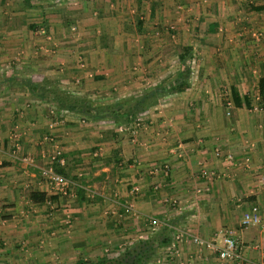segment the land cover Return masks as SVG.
I'll list each match as a JSON object with an SVG mask.
<instances>
[{"label":"crops","instance_id":"obj_1","mask_svg":"<svg viewBox=\"0 0 264 264\" xmlns=\"http://www.w3.org/2000/svg\"><path fill=\"white\" fill-rule=\"evenodd\" d=\"M183 70L189 87L166 92L131 124L81 110L133 102L157 84L170 88ZM261 79L264 0H0V240L11 242L7 251L22 245L32 255H65L85 247L89 260L109 250L113 258L167 227L171 242L149 264H234L192 240L233 228L245 264L261 262ZM53 88L70 95L68 107L52 103ZM13 136L20 158L12 156ZM57 149L64 159L57 167L78 184L64 196L40 172L56 165ZM155 166L161 170L153 175ZM33 192L46 193V203H35ZM129 202L135 209L127 213ZM254 205L262 223L242 227ZM150 218L160 221L156 230Z\"/></svg>","mask_w":264,"mask_h":264},{"label":"trees","instance_id":"obj_2","mask_svg":"<svg viewBox=\"0 0 264 264\" xmlns=\"http://www.w3.org/2000/svg\"><path fill=\"white\" fill-rule=\"evenodd\" d=\"M180 60H183V56L180 57ZM186 72L180 71L177 79L174 80L173 85L170 88L163 86L162 84H157L151 87L150 90L146 91L145 94L137 97L133 102L125 103L123 102H115L110 105H99L93 107L96 109L95 113H93L92 106L89 105V108L86 104L81 106V110L94 118H99L101 115L104 118L113 120L117 125H128L133 121L139 119V117L149 111L151 107L157 104L159 97L164 96L166 92H181L187 87H189V83L183 79V73ZM33 91H37V87L30 85ZM260 93L261 96L264 97V79L260 81ZM43 95L44 89H43ZM49 93L53 95L51 98L52 103L55 105H59L61 107H68L64 104V101H69L71 98L68 94H61L59 90L51 89ZM41 96V94H39ZM79 99V98H78ZM57 102V103H56ZM79 102H85V99H79ZM126 106H125V105ZM55 169L61 174H65V172L58 168L57 165L59 163H55ZM31 198L35 201V203H46L48 196L46 193H32ZM165 228V234L163 233L162 237H149L143 238L136 241L132 246L126 247L121 251L120 255L114 258H106L102 257L97 260H89L85 261L80 259L79 264H149L151 259L157 255V251L159 247L169 244L171 242L170 235L168 234L170 231L167 227Z\"/></svg>","mask_w":264,"mask_h":264},{"label":"built area","instance_id":"obj_3","mask_svg":"<svg viewBox=\"0 0 264 264\" xmlns=\"http://www.w3.org/2000/svg\"><path fill=\"white\" fill-rule=\"evenodd\" d=\"M39 31L42 34L46 33L44 28H41ZM259 34L262 35V33ZM120 130L125 131L126 128L121 127ZM13 139L15 143L12 148V156L15 158H20V144L18 143V137L13 136ZM49 140L53 141V138H50ZM60 156H62L61 150H55L51 160L52 163L57 161V163L64 165V159ZM21 159L31 164L34 163L33 159L29 157H21ZM163 169H166L165 174L167 175L169 167L166 166ZM160 170V167L155 166L150 169V173L154 175L160 172ZM40 172L44 180L47 181V183L51 186L52 190L55 191L58 195H67L69 194L72 186L78 185L75 180L68 178L65 175L56 171L55 166L53 164L40 168ZM139 190L140 187H135L132 190V193L136 194L137 192H139ZM134 209V204L132 202L127 203L125 206V211L127 213L133 212ZM67 223H70V220H68ZM261 223V209L257 205H254L250 210H248L244 214V217L242 219V227H247L250 225H259ZM149 225L153 230H156V228L160 225V221L157 218H150ZM192 240L197 246L208 249L213 253H216L218 257L223 261L234 262V264H245V259L240 254L242 241L236 229L224 228L221 229L215 235L214 238L206 239L200 236H193ZM258 264H264V258Z\"/></svg>","mask_w":264,"mask_h":264},{"label":"rangeland","instance_id":"obj_4","mask_svg":"<svg viewBox=\"0 0 264 264\" xmlns=\"http://www.w3.org/2000/svg\"><path fill=\"white\" fill-rule=\"evenodd\" d=\"M70 225V224H68ZM67 226L65 224L62 226L65 229ZM68 238V237H67ZM11 242L5 244L4 241L0 240V264H79V260H85L89 262V253L84 249H79L74 254H65L60 255L55 252H46L45 254H30L26 251V246L24 250L21 249L22 245L15 247L14 250L7 249L10 247ZM19 249V250H18ZM28 250V249H27ZM30 250H33L32 248ZM66 251H73L71 248L64 249ZM110 254V255H109ZM112 257L113 254L111 250L104 251V255L102 257ZM114 258V257H113ZM92 259H100V257H93Z\"/></svg>","mask_w":264,"mask_h":264}]
</instances>
